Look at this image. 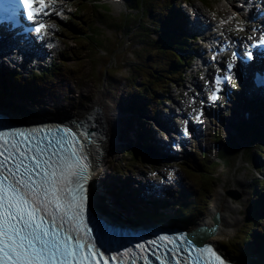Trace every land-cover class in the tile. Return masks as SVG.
Wrapping results in <instances>:
<instances>
[{
  "label": "snow or ice",
  "instance_id": "6c2138e0",
  "mask_svg": "<svg viewBox=\"0 0 264 264\" xmlns=\"http://www.w3.org/2000/svg\"><path fill=\"white\" fill-rule=\"evenodd\" d=\"M56 3L57 0H19L25 17L33 22L32 30L38 36L47 34L50 26L42 19L37 21L36 17L49 15L46 9ZM240 30L243 31V27ZM256 31L254 29L248 39L255 46H264V34L257 40ZM236 58L237 53L233 52L232 60L225 65L226 71L215 76L217 87L210 93L209 101H216L217 92L221 90L219 86L233 79ZM247 58H252L251 52L247 53ZM201 115L199 112L197 120ZM88 119H94V116ZM29 131L35 133L38 129ZM60 131L65 136L41 147L42 141L30 144L32 137L21 129L0 130V264H106L107 261L124 264V253L115 257L105 256L92 239V229L83 220L87 184L96 166L90 161L87 148L91 144L99 149L102 137L87 130L74 132L67 127ZM183 133L188 135L187 121ZM69 137L71 143L68 142ZM65 224L69 227L65 228ZM73 232L76 235H72ZM178 240L180 244H176ZM159 241H167L181 252L188 251L184 245L190 246L197 252L194 264H201V261L203 264H227L212 245L197 247L190 234L159 235L135 247L146 250L147 246L157 245ZM125 251L130 255V264H135L131 259L133 250ZM204 253L209 254L208 259L204 258ZM156 259L161 260V257L157 255ZM187 259L177 264H187Z\"/></svg>",
  "mask_w": 264,
  "mask_h": 264
},
{
  "label": "rangeland",
  "instance_id": "374dc122",
  "mask_svg": "<svg viewBox=\"0 0 264 264\" xmlns=\"http://www.w3.org/2000/svg\"><path fill=\"white\" fill-rule=\"evenodd\" d=\"M77 1L81 0H63L62 3L64 4V8H66L64 11L65 14L67 12L70 14L73 4L77 3ZM210 1L211 7H213V9L208 8V11H215L216 7V10L219 11L216 15L220 14L221 16H225L229 13V11H234V0ZM127 5H130L128 1H125V4L120 8H111L109 6L110 15H107L109 16L108 18L106 16V23H110V25L101 30V37L96 38L98 42H101L99 43L98 49L96 51L95 49L86 51L87 49L84 47L82 50L83 53L78 57L79 60H76V57L70 53L71 51H75L76 45L74 42L70 38L63 36L60 31L57 32L55 53L53 54L52 59L57 56V53L60 52L61 49L64 47L68 48V56L65 57V63L75 64L77 61L79 63L78 87L72 84L67 85L65 81L60 79L58 80V83H56L52 93L50 92L49 95L46 92L41 93L42 97L40 98V101L35 102L33 100H27L26 103L30 105L33 110H35L34 113L26 112L25 114H21L23 118L33 120H40L42 118L59 119L64 117L66 114H76L82 109L91 106V103L95 100L97 94L101 91H105L108 96L107 101L110 113L115 121L114 126L117 129L115 128V138L113 143L107 144V146L110 147L109 153L103 158L102 164L98 166L99 172L96 181L97 186L98 179L100 177L102 178L105 174H109L111 171H114V166L120 167L121 164H124L123 161L120 163L118 159L121 158V155L124 156V147L131 146V143L128 137H124L123 135L124 128L120 133L118 130L125 125V122L120 115L121 111H123V109L125 110L126 105V103L123 102V99L129 100V94L141 90L140 79H133L131 75L140 71V69L136 67L137 60H146L147 55L153 54L149 46L145 50H142L143 47H141V42L143 39H146V36L143 37L145 28L149 26L150 20H152V18L150 19L142 16L140 24L132 29L135 23L132 24L130 21L132 20L131 17L125 18L124 15V10H126ZM103 8L107 9V6L105 5ZM135 15L137 16V14ZM64 20L59 21L58 25L62 24ZM239 21L240 18L238 17L237 23ZM148 33H152L151 30H149ZM154 35L155 34L152 35V39L155 38ZM2 62L3 64L0 65V71L7 72L12 70V67L6 58L3 59ZM46 62H49V60L39 61L36 66L28 65L24 72L30 71L33 67L42 66ZM17 70L19 69L17 68ZM188 74L189 72H187V75ZM200 74H202V72ZM23 75H26V73ZM191 80L192 77L189 78V82ZM185 81L186 79H184V82ZM135 84L137 86H135ZM188 84L190 83H187L186 86H188ZM182 85L179 86L178 92H181L186 88H183ZM174 87V85H167L168 95L175 101ZM239 88L242 89L241 86H239ZM241 97L244 100L247 99L246 96ZM171 103L172 101H167L164 105L166 107L173 106L174 104ZM215 110L218 113V118H215L211 124H205V128H208V134L202 138L193 140L192 151L190 153L196 156L193 157V155L189 154L188 156L191 155L190 160L199 161L201 153H206L210 160H216V148L223 146V143L229 137V135H234L233 137L236 139L237 143L241 144V148L238 150L237 155L233 156V154H230L228 157V159H230L227 160V162L221 163L220 165L210 169L216 180L208 181V183L210 182V191H208L206 197L204 198V205L201 210V215L194 219L189 215L183 217L184 219L182 218V220L185 221L184 226L188 230L195 229L197 226H199V222L207 219V216L212 217L213 223L214 214L212 213V215L210 212L212 211L215 202H218L221 197L222 199L227 200V202H232L236 207L233 212V216L236 218L234 225H232V227H225L224 229L226 230L222 234H218L217 231L216 234L212 237H209L208 240L214 242L217 247L225 254L227 252L225 250H228L229 248V251L231 250L232 252H236L238 255H240L239 241L243 240L247 235L246 228L250 225V222L245 218L247 214L248 217H251L252 210L250 205L256 200L255 197L251 196V193L253 190H255V183L253 179L260 176V174H258V158L256 157V152L253 148H256L257 144L252 143L250 145L248 143L249 139L247 138L244 141H241L237 137L238 135L235 129L230 128V125L236 126V123L239 121L238 113L242 114L245 111V108H241L238 111L236 105L230 103L226 106L225 111H223L222 104L218 105ZM123 117H125V115H123ZM240 127L245 128V125L241 124ZM150 128L152 131L155 130V128L151 125ZM247 130H249L248 127ZM215 131H219L218 141L220 142H214ZM248 133L251 134L252 131H249ZM147 135L149 139L151 135L149 133H147ZM198 139H200V141H198ZM228 143H232V141L229 140ZM247 148H251V154L254 157L251 162L247 161L248 156L245 150ZM241 151L242 154H240ZM119 163L120 166H118ZM130 165V167L134 168V172L127 174L126 177H131L136 182H138V180H142L143 182L147 183L148 179L143 175L142 171L149 173L151 170H154L150 167L153 166V163L148 165L140 162ZM121 172L122 171L120 170L119 173ZM181 176L182 181H185L181 182L182 186L189 185V180L186 178V175L182 169ZM141 184L143 185V183ZM135 186H138L137 183ZM178 192L180 191H176L172 194L173 199L174 196L179 195ZM242 256L243 255H240V257Z\"/></svg>",
  "mask_w": 264,
  "mask_h": 264
},
{
  "label": "trees",
  "instance_id": "16d2710c",
  "mask_svg": "<svg viewBox=\"0 0 264 264\" xmlns=\"http://www.w3.org/2000/svg\"><path fill=\"white\" fill-rule=\"evenodd\" d=\"M175 1L176 0H129L130 8H128L127 12L124 13L125 18L131 17V23H135L132 29L140 24L142 16L150 19L152 18V20H150L149 26L145 28L143 37L146 36V39H143L141 42V47H143L142 50H145L149 46L153 54L147 55L146 60H137L136 67L139 68L140 71L133 73L131 76L133 79H140L141 90L129 94V97L132 96L134 100L137 99L140 101V104L144 109H146L145 111L147 113L151 107V101L155 100L156 90L161 93L165 92V89H167L166 83L168 81H173V76H178L179 72L186 63L185 56H181L177 52V50H182L188 47L184 34H178L175 32L176 30H172V28L168 25L170 16L173 13V4ZM199 1L202 4L209 6V0ZM77 9V15H80L79 11H82L84 13L83 15L85 16H78V22H67L66 26L69 34L73 36L72 40L76 45L75 51H71V54L76 57V60H79L78 57L83 53L82 50L84 47H86V51H91L92 49H95L96 51L98 49L99 43L101 42H98L96 38L101 37V30L110 25V23H106V16L109 10L103 8V6H100L97 0H84L80 2L76 10ZM135 14H137V16ZM173 24H175V21ZM149 30H151L152 33H148ZM153 34H155L154 39L151 38ZM65 51L66 52L64 54L59 56L57 62L52 61L51 63L46 64L44 67L33 70L27 79H19L14 72L9 73V76L4 75V77L0 73V110L9 111L10 113L13 112L14 115L23 118L21 114H25L26 112L34 113L35 111L30 105L26 103L27 100L40 101V93L47 91L52 92V89L56 86L58 80L61 79L65 81L67 85L72 84L78 87L79 63L77 61L75 64H66L65 60H61L66 57L67 50ZM135 86L137 85L135 84ZM132 104V102L128 104V107H132L131 109L140 110ZM125 109L126 115L127 110L129 109H127V106ZM141 122L142 119L138 117V131L144 133L143 124H141ZM252 132L253 133L250 134L248 133V130L246 131L244 129L240 132L241 134L239 135V138L241 141H244L246 138L249 139L248 143L250 145L252 143L257 144L256 148H253L256 152L255 155L258 158V173L263 175L253 179L255 183V190H253L251 196L255 197L256 200L250 205L252 210L251 217L249 216V218L247 214L245 218L250 222L249 227L246 228L247 235L243 240L239 241V247L241 249H239L240 255L243 256L240 257V255H238L236 252H232L231 250L229 251V248L225 251H227V253H229L231 256H234V258H240V260H244L248 264H264V251L259 249L258 240L255 241L254 238L256 233L259 231H264V221H262L264 220V214L261 212L262 204L259 203L262 201L264 196L262 194V191H264V139H261V133L255 131V129H253ZM137 135L140 137V134ZM231 141H233V145H229L230 143L225 141L224 146L226 147L221 146L217 148V156L219 157L218 161L210 160L206 154H201L203 156L200 157L198 162H190L187 160L181 162L180 167L184 171L186 178H188L190 182L194 184V186L190 192H187L186 195H183L185 198L181 199L177 207V211L172 215L173 220L185 224V221L182 220L183 217L190 215V217L194 219L201 215V210L204 205V198L206 197L208 191H210V182L208 183V181L216 180L210 169L220 165L221 163L227 162V160L230 159H228L230 154H233V156L237 155L238 150L241 148L239 143L235 142L234 140ZM245 150L248 156L247 161L251 162V160L254 159L251 154V148H247ZM123 152L124 156H122L121 161L123 160L124 164H121L120 166V170L122 172H132L130 169L132 168L130 167V164H137L140 162L145 163L144 157L136 150H133L132 147H124ZM240 154H242V151ZM125 167L130 168L123 170ZM114 169L119 171V168L116 166ZM111 175H113L121 185V188L116 187V192L120 194H126V184L122 181L123 178L121 177V174H116L114 170L111 172ZM116 196L118 199L123 200L119 195ZM96 198L99 208L104 213L108 212L111 214L106 209V206L103 202V200L106 201L107 197L102 195L100 198L96 194ZM119 209L123 210L121 208ZM141 209L142 213L139 216L144 217L146 220H157V222H162V218H158V216L156 217V215L161 214L157 212L155 207H148L144 204ZM129 211L130 213L126 215H123L119 212H114L113 214L119 219H123V221L131 223L136 220V216H134V213L136 212L131 208L128 209L127 212ZM253 244H255L254 248L252 247Z\"/></svg>",
  "mask_w": 264,
  "mask_h": 264
},
{
  "label": "bare ground",
  "instance_id": "6f19581e",
  "mask_svg": "<svg viewBox=\"0 0 264 264\" xmlns=\"http://www.w3.org/2000/svg\"><path fill=\"white\" fill-rule=\"evenodd\" d=\"M126 1L129 2V0H126ZM176 6H177V2L174 3V7H176ZM181 9L182 8H179V10H181ZM179 10H178V8H173L172 11H177V13L180 15L181 12ZM184 13L186 14V12H184ZM229 13H231V12H229ZM172 15L176 16L175 14H172ZM186 16H187V14H186ZM182 19L184 20V17H182ZM3 59H4V57L2 58V61H3ZM107 99H108V96H107L105 91L99 92L97 94V96L95 97V100L91 103V106L82 109L81 111L76 113L74 116L75 118L82 119V118H85L88 116L85 113L96 111L97 115L99 117H102V120L106 125V130H103L101 133L102 139L99 142V149H97V147L94 145H91V144L88 145L87 152L89 153V159L92 160L91 162H93L94 160L96 162L97 158L101 157L102 155L104 158L109 153L110 147L107 146V144L113 143L114 138H115V136H114L115 135V128H116L114 126L115 121H114V119L110 113V109L108 106ZM129 99H132V96L129 97ZM35 102H38V101L36 100ZM236 107L238 109H240L242 107H247V109L250 111V113L252 115V116H249V122L254 123L256 126V131L260 132V126L264 127V100L262 99V97L255 98L253 100L252 104L246 102L245 100H242V102L239 103ZM94 122H96V121L94 120ZM81 125H83V127L80 126L81 129L77 130L76 132L82 133L85 130H87V132L91 133L90 131H88L89 126H88V123L86 121L82 120ZM118 130L120 133L122 128H119ZM157 141H158V138L153 137L149 141H147L146 143L149 145L159 146V143ZM103 147H104L105 151L103 150V152H101ZM160 149L162 150V147H160ZM141 183H145V182H143L142 180H138L137 185H138L139 189L142 187ZM90 193L91 192L89 190L88 195H90ZM174 200H176L177 203H180L179 197L174 198ZM235 209H236V207L233 205L232 202H227V200L222 199V197L220 198V200L218 202H215V205L213 206L210 214L213 213L214 215H217V217H218L217 218L218 225H219L218 230H217L218 234L224 233L226 230V229H224L225 227H229V226L232 227V225H234L236 218L233 216V212ZM198 224H199V226H210L211 224H213L212 223V217L207 216L206 220H203V221L199 222ZM206 241H210V240L207 239ZM231 257H234V256H231ZM237 259H234V261L236 262V260H237L241 264H247L245 261L240 260V258H237Z\"/></svg>",
  "mask_w": 264,
  "mask_h": 264
},
{
  "label": "water",
  "instance_id": "95a60500",
  "mask_svg": "<svg viewBox=\"0 0 264 264\" xmlns=\"http://www.w3.org/2000/svg\"><path fill=\"white\" fill-rule=\"evenodd\" d=\"M5 114H7V118L10 121L12 125L14 123L17 124H26V121H24L22 118L18 117L17 115H14V113H10L9 111H0ZM9 126V125H5ZM88 205L90 209L93 210V212L99 216H104L105 214L102 212L100 208L96 205V200H92V197L90 196V200L88 202ZM217 215H214L213 217V225L211 226H199L196 229L190 230L188 234H190V238L195 241L196 245H201L206 239L212 235H214L217 231L218 227V220ZM117 223V222H116ZM240 264V263H239Z\"/></svg>",
  "mask_w": 264,
  "mask_h": 264
}]
</instances>
